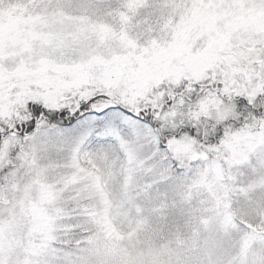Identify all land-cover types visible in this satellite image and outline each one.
Instances as JSON below:
<instances>
[{"label": "snow or ice", "instance_id": "snow-or-ice-1", "mask_svg": "<svg viewBox=\"0 0 264 264\" xmlns=\"http://www.w3.org/2000/svg\"><path fill=\"white\" fill-rule=\"evenodd\" d=\"M0 264H264V0H0Z\"/></svg>", "mask_w": 264, "mask_h": 264}]
</instances>
